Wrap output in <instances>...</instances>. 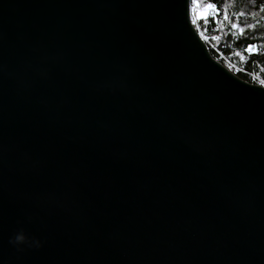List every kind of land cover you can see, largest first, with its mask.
Instances as JSON below:
<instances>
[{"label": "water", "instance_id": "water-1", "mask_svg": "<svg viewBox=\"0 0 264 264\" xmlns=\"http://www.w3.org/2000/svg\"><path fill=\"white\" fill-rule=\"evenodd\" d=\"M190 6L0 0V264H264V86Z\"/></svg>", "mask_w": 264, "mask_h": 264}, {"label": "trees", "instance_id": "trees-1", "mask_svg": "<svg viewBox=\"0 0 264 264\" xmlns=\"http://www.w3.org/2000/svg\"><path fill=\"white\" fill-rule=\"evenodd\" d=\"M193 5L214 9L195 22L211 55L240 79L260 84L253 76L264 79V0H198Z\"/></svg>", "mask_w": 264, "mask_h": 264}, {"label": "rangeland", "instance_id": "rangeland-1", "mask_svg": "<svg viewBox=\"0 0 264 264\" xmlns=\"http://www.w3.org/2000/svg\"><path fill=\"white\" fill-rule=\"evenodd\" d=\"M190 15H191V20L193 22V24L195 25V27L198 29L197 25H196V19L200 18V17H204L207 13V8H197L195 7L192 3H191V6H190ZM199 32V31H198ZM200 36L203 38V40L206 42V44L208 43L207 41V38L204 37L203 35H201V32H199ZM209 44V43H208ZM232 67V69H237L236 66H234V64L230 65ZM253 78H255L257 81L260 82V84H262V86H264V79L259 77V76H253ZM259 84V85H260Z\"/></svg>", "mask_w": 264, "mask_h": 264}, {"label": "snow or ice", "instance_id": "snow-or-ice-1", "mask_svg": "<svg viewBox=\"0 0 264 264\" xmlns=\"http://www.w3.org/2000/svg\"><path fill=\"white\" fill-rule=\"evenodd\" d=\"M198 2V0H192L193 4H196ZM207 11H214V9L212 8V5H208ZM233 27H235V25H233Z\"/></svg>", "mask_w": 264, "mask_h": 264}, {"label": "clouds", "instance_id": "clouds-1", "mask_svg": "<svg viewBox=\"0 0 264 264\" xmlns=\"http://www.w3.org/2000/svg\"><path fill=\"white\" fill-rule=\"evenodd\" d=\"M16 240L17 242H22L24 240L23 235H17Z\"/></svg>", "mask_w": 264, "mask_h": 264}]
</instances>
